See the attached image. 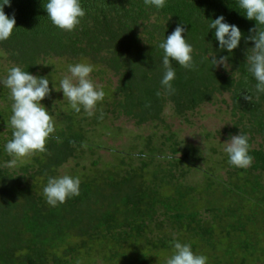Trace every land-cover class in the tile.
<instances>
[{
    "label": "trees",
    "instance_id": "1",
    "mask_svg": "<svg viewBox=\"0 0 264 264\" xmlns=\"http://www.w3.org/2000/svg\"><path fill=\"white\" fill-rule=\"evenodd\" d=\"M47 2L4 5L16 20L10 38L0 42L10 67L47 76L54 106H63L50 105L55 132L46 151L3 167L11 159L4 145L12 137V112L5 110L12 101L0 84V264H166L174 240L190 244L206 264H264V93L256 92L246 64L254 47L246 38L256 21L246 18L238 0H166L162 9L144 0H80L86 15L66 32L51 23ZM221 15L242 33L231 53L220 49L209 28ZM181 21L195 68L173 61L175 92L168 94L158 45ZM212 55L227 56L228 68L213 66ZM60 62L90 64L117 77L103 85L105 96L93 116L56 98ZM224 92L231 99L227 136L249 137L253 163L246 169L230 165L224 146L209 133L203 145L185 141L165 117L169 106L187 118ZM119 115L149 123L151 131L135 135L123 149L110 148V160L97 156L80 163L105 146L106 129L121 134L112 123ZM70 158L75 166L61 174L59 166ZM65 174L79 177L80 194L50 206L43 188L49 177Z\"/></svg>",
    "mask_w": 264,
    "mask_h": 264
},
{
    "label": "clouds",
    "instance_id": "2",
    "mask_svg": "<svg viewBox=\"0 0 264 264\" xmlns=\"http://www.w3.org/2000/svg\"><path fill=\"white\" fill-rule=\"evenodd\" d=\"M144 4L162 9L166 0H144ZM4 5L10 6V0L0 2V42L10 38L16 25L15 16L6 15ZM238 6L247 19L256 21V27L249 30L252 35L246 38L254 41V47L247 51L246 64L247 71L256 80V92L264 93V0H238ZM44 7L51 23L66 32L75 30L86 15L80 0H48ZM152 20L155 21V16ZM209 28L215 29V38L221 50L227 49L231 53L238 47L242 33L235 24L226 23L222 15L211 20ZM185 31L186 27L181 21L158 45L163 50L161 85L168 94L175 92L172 86L176 75L172 66L173 61L185 69L195 68L193 48L183 35ZM211 64L228 68V57L216 58L212 55ZM92 72L93 67L90 64H70L67 74L59 82V87H54L56 91L62 90L63 99H67L71 109L76 113H80L83 109L89 117L95 114L97 103L103 101L105 96L103 85L91 79ZM0 84L10 90L9 99L12 101V115L8 121V126L12 129V137L4 145L11 159L3 167L14 168L18 161L37 152H45L46 142L50 134L55 132L53 117L41 104V101L50 95L51 89L47 76L33 75L17 65L7 70V75L0 79ZM159 94L158 92L157 95ZM256 98L259 99V96ZM245 99L251 100L252 97L246 96ZM248 140L247 135L239 133L230 135L228 141L224 143L223 151L227 154L230 165L243 169L252 165L253 157L249 154ZM168 159H172V156L169 155ZM80 183L79 177L73 178L66 174L49 177L43 188L46 202L50 206H57L65 203L69 197L78 196ZM206 262L207 257L195 254L190 244L176 240L173 243V253L166 260V264H206Z\"/></svg>",
    "mask_w": 264,
    "mask_h": 264
},
{
    "label": "rangeland",
    "instance_id": "3",
    "mask_svg": "<svg viewBox=\"0 0 264 264\" xmlns=\"http://www.w3.org/2000/svg\"><path fill=\"white\" fill-rule=\"evenodd\" d=\"M13 62L9 59L8 53L0 47V79L7 75V70ZM61 65L57 64L59 71H61L62 77L67 74L68 66L66 63H61ZM70 65V64H69ZM99 68V67H98ZM61 75L57 77L55 83L52 87V90L56 91L54 87H59V82L62 79ZM91 79L98 84L104 85L107 83L110 78L113 84L116 83L117 77L112 73V71H99V69H94L90 74ZM56 95L58 99H63V92L56 91ZM49 98V97H48ZM51 99L45 100V98L41 101V103L45 106L44 101L47 102L46 107L49 114H52V109L50 105H52L53 109L62 108L63 104L57 105L53 104L54 98L52 94H50ZM52 100V103H50ZM57 100V99H56ZM55 102V100H54ZM230 106L231 99L228 92H224L219 95L215 102L204 103L197 107L192 113L187 114V118H183L177 116L172 113V110L169 106L165 109V117L166 120L171 124L172 128L178 130V135L185 141L192 142L196 145H203L205 141H207V133L210 134L209 139L214 140V142L221 143L224 146V143L228 141L229 137L227 136L228 132L226 131V127L231 125V115H230ZM6 111H11V105L9 104L6 108ZM55 113V112H54ZM112 123L115 126L121 127V134L119 136H115L109 132L108 129L104 133H102L101 137L103 138V142L105 144L104 147H100L96 150L95 154L86 155L87 158H82L79 160L80 163L89 162L90 158L101 157L104 160L112 159L110 148H125L130 140L134 138L135 135L138 134H147L151 131L149 123L137 124L133 118H128L126 115H119L112 119ZM2 132L4 135H7L6 128L2 127ZM2 137V135H0ZM117 158V156H113ZM26 159V158H24ZM76 160L70 158L63 164L59 166V171L61 174L66 172L71 167L75 166Z\"/></svg>",
    "mask_w": 264,
    "mask_h": 264
}]
</instances>
